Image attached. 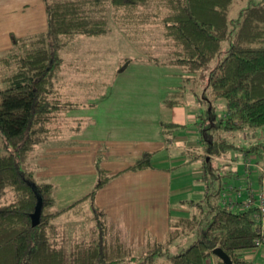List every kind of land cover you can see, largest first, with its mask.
I'll list each match as a JSON object with an SVG mask.
<instances>
[{"label": "trees", "instance_id": "16d2710c", "mask_svg": "<svg viewBox=\"0 0 264 264\" xmlns=\"http://www.w3.org/2000/svg\"><path fill=\"white\" fill-rule=\"evenodd\" d=\"M43 1L47 28L26 35L12 32L10 47L0 52V196L13 190V197L0 204V264H107L133 252L126 226L108 217L95 201L97 190L116 173L98 165L94 188L58 208L56 184L38 174L32 161L37 144L52 134L51 124L64 111L84 104L63 96L57 84L62 50L78 35L110 31V5L115 21L136 44L150 26L160 29L167 50L164 56L150 55L151 60L181 67L187 83L206 80L203 99L212 112L219 98H225L226 105L220 115L206 114L204 109L198 114L203 154L190 155L201 160L199 179L206 183L205 196L182 199L196 208L192 214L172 216L162 240L148 231L142 260L135 264H210V258H215L214 264H226L214 252L217 246L231 256L233 264H264L245 253L257 246L260 235L259 207L253 201L245 204L247 188L241 195L233 189L232 206L223 201V192L232 181H221L217 202L210 196L214 177L232 174L220 170L234 157L227 155L222 162L227 152L240 148L243 157L256 154L264 160V136L254 143L249 140V146L236 141L238 132L264 126V0L245 6L235 29L230 17L234 0ZM226 40L224 56L208 69ZM133 59L126 57L117 70ZM186 89L183 84L170 91L163 103L184 104ZM162 124L168 139L185 125L165 120ZM153 154L144 152L127 168L153 166ZM82 206L93 219L90 233L68 242L65 224L55 220L63 214L84 212ZM190 236L195 238L184 249L171 251L175 242Z\"/></svg>", "mask_w": 264, "mask_h": 264}, {"label": "crops", "instance_id": "0c3cea01", "mask_svg": "<svg viewBox=\"0 0 264 264\" xmlns=\"http://www.w3.org/2000/svg\"><path fill=\"white\" fill-rule=\"evenodd\" d=\"M46 28L43 0H0V52L10 47L12 32L26 35ZM130 48L137 49L136 45H130ZM149 62L138 59L129 63L128 69L116 74V84L111 88L108 86L97 100L91 101L89 106L82 104L64 111L51 124L52 134L42 143L52 160L60 157L61 165L48 174H40L56 184V201L60 192L62 201L67 203L62 206L65 207L94 188L98 177L97 158L105 152L104 167L116 174L97 190L96 204L113 221L126 226L128 238L134 237L142 245L148 231L162 240L171 217L179 215L174 212V207L178 209L185 205L173 186L171 166L169 163L159 165L160 159H155V152L166 149L162 159H168V162L176 160L181 152H189L185 157L188 161L191 157L188 148H193L191 144L195 145V152L203 153L199 139H178V135L168 139L162 124V120L184 124L176 116L183 104L166 106L163 103L170 91L181 86L177 75L183 73L173 65ZM73 65H76L74 59H63L58 70L57 84L65 97L74 96L70 95L75 90L69 83V69ZM167 113L173 114V118L166 119L164 114ZM82 121L87 123L80 129ZM258 129L240 131L241 139L256 142L264 136V126L260 127L261 131ZM107 144H111L112 150H106ZM146 151L154 153L153 166L136 170L127 168ZM226 155L232 154L227 152ZM243 156L240 159L233 157L230 159L232 164L223 165L222 173H232L224 178L225 183L232 181L234 185L245 186L244 173L238 169ZM190 163L194 172L202 171L200 159Z\"/></svg>", "mask_w": 264, "mask_h": 264}, {"label": "rangeland", "instance_id": "374dc122", "mask_svg": "<svg viewBox=\"0 0 264 264\" xmlns=\"http://www.w3.org/2000/svg\"><path fill=\"white\" fill-rule=\"evenodd\" d=\"M251 1L255 0H234L232 4V8L230 10V17L232 18L231 27L235 29L238 24V18L240 16V11L247 6ZM113 6L110 5L109 8V16H110V25L112 29L109 31L110 34H100V35H86L81 34L78 35L72 40L66 48L62 50L63 57L65 60L74 59L76 65L71 66L69 69L70 73V84L72 90L75 92L68 96L71 99L78 100L77 102L84 103V105L89 106L91 101L97 100L96 98L106 92L109 87H113L116 84V74L123 72L129 66L128 64L133 63V61L140 59V61H150L149 63H153L155 65H161L162 63H157L154 60L150 59V55L158 54L161 56L165 55V51L167 50V46H165V39L162 37V33L159 28L155 26H150V28L142 32V35L139 44H136L134 41L130 39L123 30L122 26L115 21L112 16ZM113 31V32H112ZM139 36V37H140ZM130 45H136L137 49H131ZM229 45V41L226 40L224 42V47L222 52L216 56L209 64L208 69L215 66V64L224 56L226 49ZM137 54V55H135ZM135 55V56H133ZM132 57L134 58L122 70H117L118 65L126 58ZM136 57V58H135ZM144 58V59H143ZM149 60H148V59ZM170 65L171 64H166ZM78 66V68H77ZM176 69H179L183 74H185L184 70L176 65H173ZM128 69V68H127ZM182 74V75H183ZM180 76L181 85H186V90L183 91V96L185 99V103L183 107L178 108V112H176V116L181 118V122H184L185 125L179 127L176 131L178 134V139H187V140H197L199 139V126L201 121L199 120L198 114L201 110H205L206 114H223L226 109L225 98H219L215 104L213 112L208 109V100L203 99V95L205 93L204 87L206 80L198 79L196 82H186L184 80V75ZM69 85V84H68ZM109 86V87H108ZM166 119H172L173 114H164ZM85 122H80V129L82 126H85ZM55 126V125H53ZM207 126V122L204 124ZM209 132H213L212 129H207ZM261 131L260 127L258 129ZM80 131V130H79ZM60 137H58L59 139ZM236 141L243 142L242 145H247L248 142H245L244 139H241V132H238ZM234 140V139H231ZM45 144L39 142L37 144V149L34 154L33 164L35 165L36 172L38 174H48L54 169H57L61 165L60 157H57L55 160H52L45 152ZM111 144H107L106 150H112ZM44 147V152L42 148ZM190 147L195 148L194 144H191ZM193 148H188L191 153H195ZM192 149V150H191ZM235 149V148H234ZM166 149H162L161 151L155 152V159H160L158 164L169 165L172 168L173 174V186L176 191L180 194V197L183 199H195L199 200L201 197H204V193L206 190V183L203 180L199 179L201 172H194L192 163L193 159L187 161L186 156L189 152H181L176 160L168 162V159H162L163 152ZM102 154V155H101ZM98 155L97 165L105 166L103 159H106L107 156L105 152ZM203 154V153H202ZM232 156L236 159L242 158V150L240 148H236V151H231ZM240 154V155H238ZM154 156V155H153ZM152 156V158H153ZM46 161V159H48ZM227 155L220 159L222 162H226ZM157 162V161H156ZM232 164V162L230 163ZM238 169L242 173L243 165L238 164ZM222 172H224L223 166L220 168ZM214 172V171H213ZM219 172V170H218ZM217 173V171H216ZM256 174H254L255 176ZM213 176V175H211ZM215 176L212 180L213 183L210 186L211 194L214 202H217L219 198V186L221 181L226 177ZM98 178V177H97ZM212 179V178H211ZM227 179H232V177H227ZM84 194H81L82 196ZM13 197V190L11 188L8 189L5 195L0 196V204L9 200ZM58 201H56V207L62 208L64 206V201H62V195L58 192L57 195ZM84 212H76L75 214H63L56 218V222H60L65 224L66 226V234L68 242L73 241L74 239H79L82 236H87L90 233V225L93 222V219L87 215L89 212L86 210V206H82ZM81 207V208H82ZM174 207V212L181 215L192 214L195 210L193 205H189L185 203L181 208L176 209ZM209 213V211H207ZM196 236V235H195ZM195 236H190L186 238H181L177 242H175L171 248L172 252L180 251L184 249L191 241L195 238ZM129 242L133 245V252L130 254H126L124 257L117 261H113L107 264H135L139 263L142 258L140 257L143 251V245L139 243L136 238H129ZM69 243L67 246H70ZM246 255L252 256V258L256 261L264 260V244H260L259 246H255L250 249L245 250ZM210 264H214V259H209Z\"/></svg>", "mask_w": 264, "mask_h": 264}, {"label": "built area", "instance_id": "2783aa9c", "mask_svg": "<svg viewBox=\"0 0 264 264\" xmlns=\"http://www.w3.org/2000/svg\"><path fill=\"white\" fill-rule=\"evenodd\" d=\"M244 168L245 186L234 185L229 183L225 188L224 203L232 206L235 202L233 199V189L237 195H241L243 188L248 190L249 197L246 199L245 204L254 202L258 205L259 211L256 214V220L260 235L256 238L257 246L264 244V160L258 159L256 154H249L242 160ZM254 174H256L254 176Z\"/></svg>", "mask_w": 264, "mask_h": 264}, {"label": "water", "instance_id": "95a60500", "mask_svg": "<svg viewBox=\"0 0 264 264\" xmlns=\"http://www.w3.org/2000/svg\"><path fill=\"white\" fill-rule=\"evenodd\" d=\"M214 252L220 256L226 264H233L231 256L221 246L215 247Z\"/></svg>", "mask_w": 264, "mask_h": 264}]
</instances>
